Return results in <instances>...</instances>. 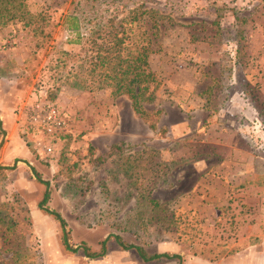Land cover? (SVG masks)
<instances>
[{
    "label": "rangeland",
    "instance_id": "rangeland-1",
    "mask_svg": "<svg viewBox=\"0 0 264 264\" xmlns=\"http://www.w3.org/2000/svg\"><path fill=\"white\" fill-rule=\"evenodd\" d=\"M25 5L27 25L0 15V264H179L114 240L95 260L65 252L36 174L74 244L112 234L181 264H264V0ZM122 30L121 56L151 36L158 86L142 103L159 117L113 95ZM47 103L65 122L54 135L33 120Z\"/></svg>",
    "mask_w": 264,
    "mask_h": 264
},
{
    "label": "trees",
    "instance_id": "trees-1",
    "mask_svg": "<svg viewBox=\"0 0 264 264\" xmlns=\"http://www.w3.org/2000/svg\"><path fill=\"white\" fill-rule=\"evenodd\" d=\"M10 10L13 11L12 18H17L19 20L26 19L28 12L26 10L25 0H0V15L5 16L9 14ZM145 13L148 10L144 11ZM154 13V12H153ZM130 19L131 25H137V21L140 19L139 16L133 15L128 17ZM27 20V19H26ZM69 30L77 34L79 38L81 35V29L79 27V18L76 15H70L66 18ZM127 21V20H126ZM29 20L25 22L27 25ZM150 29V28H149ZM148 29V30H149ZM122 36L117 38L114 42L115 47L112 49L115 53V65L112 67L114 69V76L112 78H118V84L116 89H114L113 95L125 94L132 108L133 113L143 120H148L150 116L159 117L161 114L160 110L147 111L145 110L142 102H151L154 99V91L158 86V80L153 71L149 68L148 57L153 53V49L150 46L151 36H147L146 46L135 45L133 48L128 49L125 56L120 55V51L116 47L121 48L124 40L128 38L126 35V30L120 31ZM117 32V33H120ZM117 36V34H115ZM144 36V33H142ZM79 43V42H76ZM110 78V76H107ZM153 89L150 91V87ZM151 129L155 128V123L150 122ZM118 145H114L113 149H118ZM37 180L46 185V190L38 203V208L45 214L52 216L53 219L59 224L60 227V239L61 244L65 252L69 253H80L82 256L95 260L105 257L108 254V245L110 240H114L118 247L122 251L134 250L144 263L156 262L159 260H172L177 259L179 264H181V257L179 255H170L167 253L159 254H148L146 251L138 245L126 242L123 238L118 235L110 234L102 241H100L97 247H92L80 241L76 244L71 242L70 231L67 228V223L64 218L56 211L50 209L47 205L50 199V191L48 189V182L42 180L38 174H36ZM154 203V202H153Z\"/></svg>",
    "mask_w": 264,
    "mask_h": 264
},
{
    "label": "built area",
    "instance_id": "built-area-1",
    "mask_svg": "<svg viewBox=\"0 0 264 264\" xmlns=\"http://www.w3.org/2000/svg\"><path fill=\"white\" fill-rule=\"evenodd\" d=\"M33 120L48 135L62 131L65 126L60 109L53 103L38 106L34 112Z\"/></svg>",
    "mask_w": 264,
    "mask_h": 264
}]
</instances>
